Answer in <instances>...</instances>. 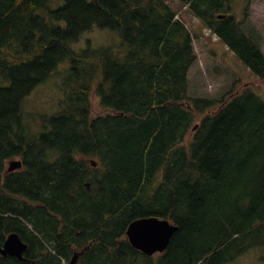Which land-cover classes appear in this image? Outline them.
Instances as JSON below:
<instances>
[{"label":"trees","instance_id":"1","mask_svg":"<svg viewBox=\"0 0 264 264\" xmlns=\"http://www.w3.org/2000/svg\"><path fill=\"white\" fill-rule=\"evenodd\" d=\"M49 1L0 0V245L11 232L27 243L0 264H70L75 251L76 264H223L264 248V99L248 86L216 109L188 96L192 35L166 0ZM179 1L264 80L231 0ZM93 25L117 31V48L72 50ZM63 60L60 109L35 127L21 102ZM93 93L109 111L93 116ZM145 216L177 225L162 253L125 236Z\"/></svg>","mask_w":264,"mask_h":264},{"label":"rangeland","instance_id":"2","mask_svg":"<svg viewBox=\"0 0 264 264\" xmlns=\"http://www.w3.org/2000/svg\"><path fill=\"white\" fill-rule=\"evenodd\" d=\"M231 0L228 11L237 21H244V29L249 34L259 37L260 48L264 54V0ZM64 0H50L51 7H58ZM176 11L179 18L192 35V44L196 54L194 63L188 70V96L218 101L230 91L236 93L248 85L264 99V80L257 77L248 66L238 58L228 45L215 35L192 10L179 0H166ZM62 24V22H60ZM120 43L117 31L93 25L83 31L77 40L69 44L74 51L87 47H111L116 49ZM69 73L67 60L61 61L41 83L23 98L21 111L25 121L38 127L43 118L53 115L60 109V101L64 95L63 82ZM92 114L104 113L95 94L90 97ZM18 158V157H17ZM8 162L6 163V167ZM264 248L250 247L241 254L223 264H263Z\"/></svg>","mask_w":264,"mask_h":264},{"label":"water","instance_id":"3","mask_svg":"<svg viewBox=\"0 0 264 264\" xmlns=\"http://www.w3.org/2000/svg\"><path fill=\"white\" fill-rule=\"evenodd\" d=\"M197 127L195 124L192 129ZM92 166H96L97 162L94 159H90ZM21 166L19 159H11L8 162V171H12ZM89 186V183L86 182ZM177 230V226L171 223L165 218H159L156 216L139 217L132 220L126 228V237L131 246L145 255H152L157 252H163L173 235ZM27 243L23 242L17 233H9L2 245L0 246V254L13 255L19 258L22 257V253L25 251ZM77 253H74L70 264H74L77 260Z\"/></svg>","mask_w":264,"mask_h":264},{"label":"flooded vegetation","instance_id":"4","mask_svg":"<svg viewBox=\"0 0 264 264\" xmlns=\"http://www.w3.org/2000/svg\"><path fill=\"white\" fill-rule=\"evenodd\" d=\"M82 251H79V252H77L78 253V255H80V253H81Z\"/></svg>","mask_w":264,"mask_h":264},{"label":"bare ground","instance_id":"5","mask_svg":"<svg viewBox=\"0 0 264 264\" xmlns=\"http://www.w3.org/2000/svg\"><path fill=\"white\" fill-rule=\"evenodd\" d=\"M0 246H1V245H0ZM23 253H24V252H23ZM23 253H22V257H23ZM22 257H21V258H22Z\"/></svg>","mask_w":264,"mask_h":264}]
</instances>
